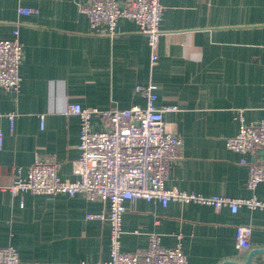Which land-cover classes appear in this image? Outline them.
I'll return each mask as SVG.
<instances>
[{
    "label": "crops",
    "instance_id": "obj_1",
    "mask_svg": "<svg viewBox=\"0 0 264 264\" xmlns=\"http://www.w3.org/2000/svg\"><path fill=\"white\" fill-rule=\"evenodd\" d=\"M87 0H0V39L23 43L18 92L0 87V245H13L20 264H92L110 258V222L87 219L108 211L102 201L74 196L13 194L15 175L25 177L38 156L61 163L63 179L76 180L80 119L68 105L109 109L147 105L138 85H156V107L171 105L165 123L184 140L167 187L202 194L264 200V181L249 189L250 163L262 150L241 154L227 147L246 122L264 119V0H161L164 7L158 59L152 65L148 38L132 19L118 34H93L79 10ZM120 4L124 0H117ZM21 7L37 9L24 14ZM16 111L14 129L7 113ZM42 119L44 126H41ZM104 121L92 119L101 130ZM122 249H144L152 233L164 245H182L188 264L245 262L264 249V210L158 200L127 201ZM253 227L251 247L236 245L237 226ZM250 264H264V250Z\"/></svg>",
    "mask_w": 264,
    "mask_h": 264
},
{
    "label": "built area",
    "instance_id": "obj_2",
    "mask_svg": "<svg viewBox=\"0 0 264 264\" xmlns=\"http://www.w3.org/2000/svg\"><path fill=\"white\" fill-rule=\"evenodd\" d=\"M79 10L85 13L93 34L115 36L118 21L126 17L135 21L139 31L148 38L151 48V62L158 59V45L163 34L161 0H87L79 3ZM24 14L36 13L37 9L21 7ZM23 43L19 29L15 27L13 37L0 39V87L9 92H18L22 77L20 65L23 58ZM156 85H138L136 91L147 98V105H132L121 109L112 107L99 109L73 103L65 113L80 119V156L73 162L76 180L63 179L59 171L61 163L54 155L38 156L29 167L25 177L15 175L9 186L13 194L32 192L46 196L63 193L74 196L82 193L88 200L102 201L108 205L107 212L89 213L87 219L110 222V258L92 264H188V258L179 243L174 247L162 243L160 235L152 233L144 249L124 251L122 249L123 214L127 201L138 199L158 200L164 206L170 201L209 204L218 210L229 207L237 212L241 205L264 210V200L256 196L232 198L226 196H205L167 187L171 168L183 153L184 140L168 129L164 113L173 109L171 105L156 107ZM11 129H14L16 111L7 113ZM99 116L104 121L101 130L92 128V119ZM238 133L227 139V147L241 154L264 152V119L246 122L238 116ZM41 126H44L42 119ZM4 145V132L0 129V150ZM264 181V156L250 163L248 187L255 189ZM253 227L237 226L236 245L240 250L251 247ZM20 254L13 245H0V264H20Z\"/></svg>",
    "mask_w": 264,
    "mask_h": 264
},
{
    "label": "water",
    "instance_id": "obj_3",
    "mask_svg": "<svg viewBox=\"0 0 264 264\" xmlns=\"http://www.w3.org/2000/svg\"><path fill=\"white\" fill-rule=\"evenodd\" d=\"M264 249H255V250H252L250 252V255L248 257V259L243 262V263H239V262H235V261H225L223 264H250L251 263V260H252V257L255 253L257 252H260V251H263Z\"/></svg>",
    "mask_w": 264,
    "mask_h": 264
}]
</instances>
